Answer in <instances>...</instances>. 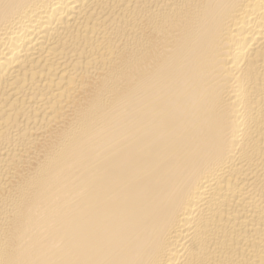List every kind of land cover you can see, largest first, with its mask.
I'll return each instance as SVG.
<instances>
[{"label":"bare ground","instance_id":"obj_1","mask_svg":"<svg viewBox=\"0 0 264 264\" xmlns=\"http://www.w3.org/2000/svg\"><path fill=\"white\" fill-rule=\"evenodd\" d=\"M0 264H264V0H0Z\"/></svg>","mask_w":264,"mask_h":264}]
</instances>
